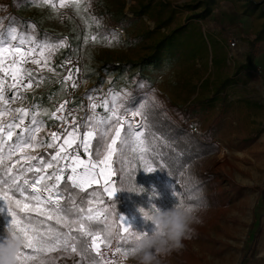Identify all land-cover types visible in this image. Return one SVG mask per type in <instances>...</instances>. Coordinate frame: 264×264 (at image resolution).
<instances>
[{
    "label": "rangeland",
    "instance_id": "obj_1",
    "mask_svg": "<svg viewBox=\"0 0 264 264\" xmlns=\"http://www.w3.org/2000/svg\"><path fill=\"white\" fill-rule=\"evenodd\" d=\"M249 1L259 6L251 9ZM262 7L264 9V0H81L78 14L70 6L59 9L57 16L46 7L31 4L30 0H0V30H3L0 38H5L8 29L15 26L22 30L21 35L27 33L36 44H57L61 37L66 42L65 47L51 54L49 63L56 72L44 69L38 73L47 78L44 83L27 92L21 90L24 99L16 100L11 107L40 112L37 119L43 121L44 126L37 138L47 140L50 132L60 133L65 127L49 118L65 99H69L66 107L73 109L77 123L89 114L90 99L102 102L109 90L120 94L117 104L122 105L129 93L135 89L140 93L147 87L175 118L173 106L183 111L196 99L185 116L186 121H177L192 132L203 133L210 138L209 143L218 145V153L209 157L210 161L205 159L203 165L208 162L210 169L219 173L220 188L227 191L231 200L227 208L214 214L209 208L202 210L199 215L201 219L206 215L207 221L195 224L198 233L186 237L183 248L204 264H264V37L254 39L255 55L249 58L248 54L249 39L264 26V15L259 13ZM195 14L198 16L193 17ZM183 25L182 30L176 31ZM92 35H96L99 42H92ZM108 39H113V46H107ZM160 41L163 44L153 55L152 50ZM231 41L234 46L229 45ZM235 49L238 50L233 52ZM104 59H144L146 62L141 70L136 65L121 72L109 68L99 71L97 68ZM25 67L35 69L37 66ZM77 67L81 69L79 73H75ZM69 70L75 74L77 82H84L73 95L71 87L64 88L60 80ZM146 78L150 79L149 85ZM222 81L229 82L216 92ZM204 98L212 100L202 102ZM140 105L144 103L125 106L128 111L122 108L120 114L133 127L141 124L140 130L144 133L147 115ZM135 111L140 114L133 115ZM96 112L103 115L104 109L97 107ZM30 119L31 116L26 117L25 123ZM101 127L97 125L98 129ZM121 136H124L123 131ZM250 137L253 139L248 141ZM128 145H133L131 138ZM129 146L120 149L118 141V152L112 158L116 175L111 179L116 192L121 189L116 186V180L128 183L135 180L137 185L145 187L146 191L139 195L129 193L126 213L121 216L131 230L151 234L154 225L145 221L138 207L149 209L154 204L166 210L172 207L174 197L157 173L144 171L138 153L132 152ZM41 151H49L45 158L49 159L55 150L41 147L33 154ZM79 152L81 158L87 160L83 149ZM121 175L122 179H117ZM103 181L101 177L99 186ZM228 181L241 187L240 194L229 190ZM153 186L158 198L150 196ZM179 188L182 194V186ZM258 226L259 235L256 234ZM250 249L252 256L244 259ZM114 251V247L109 249L104 259L111 260ZM64 264L76 262L66 260ZM129 264L134 262L129 261ZM163 264L186 263L173 251L164 258Z\"/></svg>",
    "mask_w": 264,
    "mask_h": 264
},
{
    "label": "snow or ice",
    "instance_id": "obj_2",
    "mask_svg": "<svg viewBox=\"0 0 264 264\" xmlns=\"http://www.w3.org/2000/svg\"><path fill=\"white\" fill-rule=\"evenodd\" d=\"M30 3L37 7H46L57 16L62 8L71 6L77 14L81 9V0H30ZM84 11H87L86 7ZM21 31L13 26L8 29L5 38H0V173L3 174L0 175V201L4 202L8 215L11 216L4 236L0 237V243L12 230L24 238L25 245L17 255L18 264H32L36 260H39V264H48L41 257L60 250L75 253L79 258L91 251L94 253L93 264H115L119 253L127 256L133 251L132 238L138 232L131 230L121 215L117 214L109 220V207L103 206L108 204L104 194L112 197L117 191L111 177L116 175L112 158L118 152V141L119 148L122 149L129 146L128 140L131 138L133 145L129 148L138 153L144 171L152 173L157 170L152 166L156 161L146 158L148 148L144 133L140 130L142 125L138 123L133 127L120 114L124 108L117 104L120 94L109 90L108 97L102 102L90 99L89 114L78 123L73 109L66 107L69 99H65L49 115L50 119L65 126L63 131L50 132L47 140L38 139L37 135L44 126V122L37 119L41 113H33L23 107L13 108L11 105L16 100L24 99L21 89L27 92L44 83L47 78L38 73L44 69L51 73L56 72L49 63L51 54L65 47L66 42L61 37L57 44H36L27 33L21 35ZM90 39L92 42H99L96 35H92ZM113 39L106 41L107 46H113ZM26 65L37 67L33 69L25 67ZM80 71L79 67L75 69V73ZM60 80L64 88L78 87L76 76L71 70L61 75ZM9 92L12 95H8ZM97 107L104 109L103 115L96 112ZM124 111L128 110L124 108ZM139 114V111L133 112V115ZM29 116L31 119L26 124L25 118ZM97 125L103 127L98 129ZM41 147L55 151L49 159L33 154ZM79 149L87 154V160L81 158ZM6 161L11 163L6 164ZM48 169L53 171L49 172ZM29 172L33 173L31 180L26 176ZM101 177H104L103 185L92 188L94 184H101ZM117 179H122V175ZM65 187L73 192L78 189L80 193H84L87 197L86 206L83 200L78 205L73 196L67 197L62 205V189ZM172 187L175 205L182 199L178 196L179 189L174 185ZM189 199L198 198L190 196ZM93 205L98 207L94 208ZM71 216L78 219L69 220ZM39 217L44 219L40 220ZM53 220L62 227L54 228L51 224L44 226L45 221ZM85 222L88 224L87 230ZM76 224L79 225L78 229H73L72 225ZM63 228L68 231H63ZM97 228L101 231H95ZM113 247L115 251L111 253L112 259L105 260L107 251Z\"/></svg>",
    "mask_w": 264,
    "mask_h": 264
},
{
    "label": "trees",
    "instance_id": "obj_3",
    "mask_svg": "<svg viewBox=\"0 0 264 264\" xmlns=\"http://www.w3.org/2000/svg\"><path fill=\"white\" fill-rule=\"evenodd\" d=\"M248 5L251 9L259 6L258 3H253L251 1H249ZM259 13L261 15H264L263 7L261 8ZM197 16L198 15L195 14L193 17ZM184 27V25L179 26L177 27L176 31L182 30ZM262 37H264V26L256 31L254 38L249 39V58L255 55L257 49L255 41H258ZM162 44L163 41H160L157 44V47L152 50L153 55L157 54V50ZM143 60L121 61L117 59H104L101 61V64L97 69L100 71L109 68L112 71L118 70L121 72L125 68L131 69L138 65L140 66L138 68L141 70L144 66V63L146 62L145 60ZM246 63L249 64L250 61L248 60V62ZM146 80H148L146 84L149 85L150 79L146 78ZM228 82L229 81L220 82L218 88L216 89V92L223 89L225 84H227ZM135 87L136 86H134V88ZM144 90L145 91L139 93L135 89V91L129 93L126 99L122 100L121 104L125 107L133 106L141 102L144 103V111L147 115L144 139L148 148V151L145 155L146 158L150 161H156V163L152 165L153 167L157 168V170L154 172L157 173L159 179L165 183L168 192L173 193V185L179 190V187L182 186L183 193L180 194L178 192V196L182 200H185L188 203L197 206L205 211L209 208L211 214H214V211H220V209L224 210L225 208H227L231 197L227 195V191L220 188L221 180L218 179L219 173L211 170L207 165L208 162L203 165V163L206 162L204 161L205 159H208L210 161L212 159H209V157L214 156L218 153V145L215 143H209L210 138H207L203 133L192 132L189 128L184 127L177 121H186L185 116L189 114L190 107L195 105L197 100L192 99L189 104L183 108V111H180L178 107L173 106V111L175 112L177 117L175 118L171 116L166 107L159 101V98L157 97L155 92L148 89L147 87ZM211 100V98H204L202 102H209ZM252 139L253 137H250L248 141H251ZM93 144H95V139L93 140ZM40 155H43L44 158H47L49 155V151H41L38 156ZM5 163L7 164V162ZM0 175L3 174L0 173ZM26 176L32 179L33 173H26ZM123 179H125V177H123ZM228 183L229 190H232L235 194H240L241 187L235 185L232 181H228ZM126 184H128V182H122L121 180H118L117 182L116 180L117 187L121 188ZM99 187L101 186L92 185V188ZM89 191H91V189H89ZM129 193L130 192L127 191L116 192V194L111 198H107L104 194V198L108 200V204L103 206L109 207L108 217L110 221L117 214L122 215L126 213L125 201L129 198ZM62 194L64 195L61 201L62 205H64L65 199H67V197L73 196L76 198L78 205L79 202L83 200L86 206L87 197H85L84 193H80L78 189L73 192L71 189L65 187L62 189ZM190 196L196 197L198 199H189ZM12 207L14 208L15 205H12ZM93 207L96 208L98 206L93 205ZM0 209H3V211H0V237H3L6 231V226L11 220V216L8 215L7 207L3 201H0ZM39 219L43 220L44 218L39 217ZM72 219H78V217H69V220ZM201 220L202 222H206L207 216L204 215ZM49 224H51V226L54 228L62 227V225H57L54 220L45 221L44 226L46 227ZM72 227L73 229H78L79 225H72ZM85 228L86 230L88 228L87 222H85ZM193 228L194 230L188 233L187 237L195 236L196 233H198L195 225H193ZM256 229V234L259 235L261 228H259L258 226ZM63 231H68V229L63 228ZM95 231H101V229L97 228L95 229ZM76 234L79 235L78 232ZM84 240L86 241L87 237H85ZM83 242L84 241H81V243ZM177 252L182 256V260L186 264H204L199 257L195 256V254L193 253L188 252L184 248H181ZM248 252L249 254L246 253L247 257H244V259H248V257L252 256V249H250V251ZM93 256L94 253L91 251L84 254L83 258H79L75 253L60 250L48 253L42 256L41 259L48 261V264H64L66 263V260H73L74 262H76V264H93ZM32 264H39V260L33 261Z\"/></svg>",
    "mask_w": 264,
    "mask_h": 264
},
{
    "label": "clouds",
    "instance_id": "obj_4",
    "mask_svg": "<svg viewBox=\"0 0 264 264\" xmlns=\"http://www.w3.org/2000/svg\"><path fill=\"white\" fill-rule=\"evenodd\" d=\"M120 191L139 195L146 189L137 185L134 180L122 186ZM150 196L158 198L154 186ZM137 210L145 221L154 225L155 230L151 234L134 233L133 251L127 256L119 253L115 264H129V261L134 264H163L164 258L184 247L183 241L194 230L193 225L202 222L199 216L202 209L185 200H180L166 210H161L154 204L149 209L138 207ZM24 245L25 240L18 232L9 231L0 243V264H18L17 255Z\"/></svg>",
    "mask_w": 264,
    "mask_h": 264
},
{
    "label": "built area",
    "instance_id": "obj_5",
    "mask_svg": "<svg viewBox=\"0 0 264 264\" xmlns=\"http://www.w3.org/2000/svg\"><path fill=\"white\" fill-rule=\"evenodd\" d=\"M229 45H230V46H234V41H231V42L229 43ZM66 72H67V71H66ZM83 83H84V82H81V81L79 80V81L77 82L78 87L82 86ZM78 87H76V88H71V89H70V94H71V95L75 94V93H76V92H75V89H77ZM137 118H138V117H137Z\"/></svg>",
    "mask_w": 264,
    "mask_h": 264
},
{
    "label": "bare ground",
    "instance_id": "obj_6",
    "mask_svg": "<svg viewBox=\"0 0 264 264\" xmlns=\"http://www.w3.org/2000/svg\"><path fill=\"white\" fill-rule=\"evenodd\" d=\"M238 49L233 50V52H236ZM23 91V89H21ZM139 122V121H138ZM136 124V123H135Z\"/></svg>",
    "mask_w": 264,
    "mask_h": 264
},
{
    "label": "water",
    "instance_id": "obj_7",
    "mask_svg": "<svg viewBox=\"0 0 264 264\" xmlns=\"http://www.w3.org/2000/svg\"><path fill=\"white\" fill-rule=\"evenodd\" d=\"M10 94H11V92L8 93V95H10Z\"/></svg>",
    "mask_w": 264,
    "mask_h": 264
},
{
    "label": "crops",
    "instance_id": "obj_8",
    "mask_svg": "<svg viewBox=\"0 0 264 264\" xmlns=\"http://www.w3.org/2000/svg\"><path fill=\"white\" fill-rule=\"evenodd\" d=\"M262 251V250H261Z\"/></svg>",
    "mask_w": 264,
    "mask_h": 264
}]
</instances>
